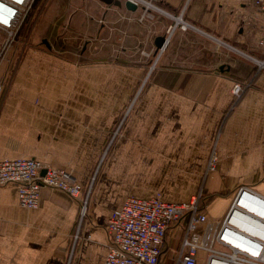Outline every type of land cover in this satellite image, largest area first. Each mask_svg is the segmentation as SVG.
<instances>
[{
    "label": "crops",
    "instance_id": "obj_1",
    "mask_svg": "<svg viewBox=\"0 0 264 264\" xmlns=\"http://www.w3.org/2000/svg\"><path fill=\"white\" fill-rule=\"evenodd\" d=\"M94 1L107 5L103 18L111 24L106 25L107 43H95L92 51L110 52L118 46L119 52H135L151 46L159 53L154 74L139 97L128 136L109 157L91 192L85 216L79 200L63 190L43 186L39 205L26 208L19 203L16 184L0 186V264H68L77 221L81 237L72 264H100L108 249L106 223L113 209L132 195L188 201L196 189L183 185L185 181L202 180L205 195L217 196L206 211L214 219L243 185L264 196V68L249 57L264 58L259 44L264 39V8L255 0H151L162 10L150 22L151 31L142 32L141 26L124 19L120 27L126 30L125 39L119 42L111 14L136 16L143 5L131 9L126 0ZM93 10L81 13L75 26L77 32L91 27L81 51L105 27L95 25ZM176 15L193 27L177 26L160 51L157 43L168 36ZM20 69L17 91L0 104V157L35 156L72 171L81 184L88 182L101 135L120 112L109 98L111 88L99 89L101 74L85 72L81 63L66 56L54 55L49 61L45 53L35 57L29 52ZM102 75L113 73L105 70ZM237 80L247 85L234 100ZM100 100L105 103L100 105ZM212 148L218 153L217 167L206 173ZM121 173L124 178L116 181ZM187 192L188 199H182ZM183 229V220L170 225L158 264L176 260ZM204 257L200 250L197 264Z\"/></svg>",
    "mask_w": 264,
    "mask_h": 264
},
{
    "label": "rangeland",
    "instance_id": "obj_2",
    "mask_svg": "<svg viewBox=\"0 0 264 264\" xmlns=\"http://www.w3.org/2000/svg\"><path fill=\"white\" fill-rule=\"evenodd\" d=\"M10 1L16 4V1ZM27 2H24V4L27 3L24 7L22 4V8L17 7L18 13L13 25H11L13 26L12 28H10L11 26L8 28H6V26H4L5 28H0V82L3 84V89L0 91V104L9 92L12 90L17 91L18 87L15 89V86L17 85L16 79L21 71V66L23 67V64L28 59L29 52H33L35 57L39 53H45L47 54L49 61H52L54 55L70 57V59L72 58L73 60L78 61V63H81L85 72H90L92 70L98 71L101 74L100 83L98 84L99 89L102 88L105 90L111 88L110 91L112 97L109 98L115 99V107L120 112L118 116H116L113 125H110L108 129L103 132V135H101L98 155L90 176L92 179L95 173L94 179L91 180L89 178V181L83 184L86 188L92 181V192H95L97 185L100 183L99 179L102 170L108 165L109 157H111L116 151L117 145L128 136V128L134 109L137 108L139 104L140 95L145 92L147 86L146 83H148L154 74L159 53L155 52L151 46L148 47L147 45L145 47H139L135 52H119L118 46H116L115 50H110V52H108V50L97 52L92 51V49L98 47V44L95 43H99V41L102 40L106 42L109 39L108 34H110V29H108L106 25H110L111 23L110 21H107V16L106 18H103L105 14L104 7L107 5L102 7V5H98L99 3L94 0H27ZM153 4L155 6L151 11L153 15L146 19L141 17L142 11L136 16L129 14L126 16H123L124 14L120 16L119 12L117 14H111L112 17L115 15L117 22L116 32L119 35V42H124L125 39L123 33L126 30L123 27H120L122 26V21H124V19L127 20L128 23H136L137 27L141 26L142 32H144L145 29L147 32L151 31V26L153 25H151L150 22L154 21L156 14H158L161 9L160 6L155 3ZM93 7L96 9L93 11L97 15V23H95V25L99 26L100 24H103L105 27L101 30L99 37H96L94 41L89 42L90 44H87L85 50L81 51V45L86 39H89V36H91V27L84 26L83 31L77 32L75 26L79 25V17L81 16V13L88 14ZM8 9L10 8L8 7ZM72 15L76 16L72 17ZM69 16H71V19ZM1 19L5 20L6 14L4 16L0 13V20ZM113 19L114 18L111 20ZM69 24L72 26V29ZM63 36L67 39H64ZM111 37L113 41L114 37L110 36V38ZM67 40H69V42H67ZM75 40L78 42L75 43ZM91 43H93V46H90L92 45ZM113 44H118V41L117 43L114 41ZM141 61L147 62V64L142 65L141 63H138ZM52 65L53 64L51 63L49 64L50 69H52ZM105 70H109L113 73V76L115 77L114 82L111 80L114 78L112 75H110L109 78H105V75H102ZM108 102L109 100H107V103ZM103 103L105 102L100 100V105H103ZM153 176L157 175L153 174ZM123 178L124 173H121L120 176H115L116 181H121ZM182 183L183 185H186V187L189 185L191 189H196V195L199 192H203L197 197L200 208L204 211H207V207L211 200H213L214 197H217L216 195H205V191L202 189V186H200L203 183L202 180L185 181ZM121 185L122 184L120 183V186ZM236 192L231 195V198L228 200L229 203L224 211L219 213L215 219L211 218L208 214L209 221L219 224H221L222 221H227V215L236 201ZM190 193L191 192H187L182 199H188ZM191 198H189V200ZM78 224L79 222L77 221L68 246V264H72L73 260L71 261L70 258L72 256V259H74V250L77 247V240L81 237L80 231L82 225ZM77 227L80 229L78 228L77 230ZM78 231L80 234H77ZM217 247L224 251L230 250L229 247L224 245L221 246L220 244H218ZM228 252L232 254L231 251ZM174 263L175 262L172 264ZM198 264H207V262L205 259H202L199 260Z\"/></svg>",
    "mask_w": 264,
    "mask_h": 264
},
{
    "label": "built area",
    "instance_id": "obj_3",
    "mask_svg": "<svg viewBox=\"0 0 264 264\" xmlns=\"http://www.w3.org/2000/svg\"><path fill=\"white\" fill-rule=\"evenodd\" d=\"M15 1L21 3L24 0ZM131 1L137 7L143 5L142 18L146 19L153 15L151 11L155 6L151 0ZM263 1L255 0V3L264 8ZM17 13L18 9L15 7L10 19L2 20L3 25L10 27ZM174 17L176 21L168 26V40L165 37L166 40L164 39L159 47L160 51L164 49L177 26L184 30L193 27V24L182 15ZM219 42L226 43L222 40ZM259 44L264 46V39H261ZM249 57L264 68V58L258 59L252 55ZM246 85L247 82L240 80L233 83L234 100L240 98ZM2 89L3 84L0 82V91ZM217 161V150L212 148L206 173L217 167ZM94 176L95 173L91 180ZM6 184H16L19 203L26 208L37 207L41 188L48 186L63 190L71 197L78 199L81 217L87 214L92 181L85 188L76 180L72 171L47 164L35 156L0 157V186ZM242 188L243 191L257 193L250 186L243 185L236 192V198L240 195ZM200 193L202 192L193 195L188 201L181 202L167 200L161 194L149 197L133 195L126 197L119 207L112 210L107 219L106 229L110 240L105 257L100 264H158L165 246L168 228L177 220L184 221V229L174 264H197L200 250L205 252L204 259L207 264H264V245L260 244L256 251H252L230 241L227 229L224 228L225 222L222 221L219 224L209 221L208 213L200 208L197 197ZM218 244L229 247L230 250L219 249ZM232 256H235V261L231 263L216 260L219 257Z\"/></svg>",
    "mask_w": 264,
    "mask_h": 264
},
{
    "label": "bare ground",
    "instance_id": "obj_4",
    "mask_svg": "<svg viewBox=\"0 0 264 264\" xmlns=\"http://www.w3.org/2000/svg\"><path fill=\"white\" fill-rule=\"evenodd\" d=\"M11 2L10 0H0V4H2L0 5V13L4 16L6 14V19H3L4 21L11 18L15 7L22 8V6L24 7L28 3L27 0L21 3L16 2V4ZM24 2L27 3L24 4ZM2 22L1 19L0 28H5L4 26L6 25H3ZM241 193L237 196L233 207L227 215L224 228L227 229L228 239L234 244L256 251L260 244L264 245V198L249 191L242 190ZM219 258H216V260L228 261L229 263L235 261V256Z\"/></svg>",
    "mask_w": 264,
    "mask_h": 264
},
{
    "label": "water",
    "instance_id": "obj_5",
    "mask_svg": "<svg viewBox=\"0 0 264 264\" xmlns=\"http://www.w3.org/2000/svg\"><path fill=\"white\" fill-rule=\"evenodd\" d=\"M125 3H126V5H127L129 8H131V9H135V8H137V5H136L133 1H131V0H126ZM164 39H165V37H164V38H160V42L157 43V45H159V47L163 44ZM45 42L48 43L47 41H45ZM48 44H49V43H48ZM242 190H243V188H242ZM242 190H241V191H242ZM256 195H258V196L264 198V196H262V195H260V194H258V193H256Z\"/></svg>",
    "mask_w": 264,
    "mask_h": 264
},
{
    "label": "trees",
    "instance_id": "obj_6",
    "mask_svg": "<svg viewBox=\"0 0 264 264\" xmlns=\"http://www.w3.org/2000/svg\"><path fill=\"white\" fill-rule=\"evenodd\" d=\"M48 45H50V44H48Z\"/></svg>",
    "mask_w": 264,
    "mask_h": 264
}]
</instances>
